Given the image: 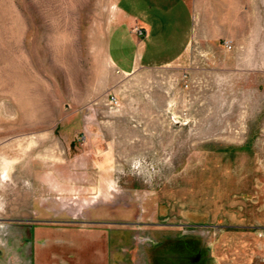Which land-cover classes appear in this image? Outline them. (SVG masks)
<instances>
[{
	"label": "rangeland",
	"instance_id": "374dc122",
	"mask_svg": "<svg viewBox=\"0 0 264 264\" xmlns=\"http://www.w3.org/2000/svg\"><path fill=\"white\" fill-rule=\"evenodd\" d=\"M0 264H264V0H0Z\"/></svg>",
	"mask_w": 264,
	"mask_h": 264
},
{
	"label": "crops",
	"instance_id": "0c3cea01",
	"mask_svg": "<svg viewBox=\"0 0 264 264\" xmlns=\"http://www.w3.org/2000/svg\"><path fill=\"white\" fill-rule=\"evenodd\" d=\"M130 14V13H129ZM181 34L178 35V41L176 43L180 46L186 43V39L189 35L188 31L181 30ZM147 42L145 47L139 51V54L135 50V40L130 34L126 31L125 27L122 26L117 30H113L111 35V54L116 63L125 71H132V68L138 63L151 64L153 61L158 60L159 58L154 55L153 52V43ZM151 47V48H150ZM174 52V53H173ZM173 54H166L163 56L162 61H171L176 55L179 54V51L175 49ZM138 55V56H137ZM138 61V62H137Z\"/></svg>",
	"mask_w": 264,
	"mask_h": 264
},
{
	"label": "built area",
	"instance_id": "2783aa9c",
	"mask_svg": "<svg viewBox=\"0 0 264 264\" xmlns=\"http://www.w3.org/2000/svg\"><path fill=\"white\" fill-rule=\"evenodd\" d=\"M133 31H134V32H139V33H140L139 28L136 27V26H134ZM108 103H109L110 105H116V104H117V98H116V96H115L114 94H109V95H108Z\"/></svg>",
	"mask_w": 264,
	"mask_h": 264
}]
</instances>
